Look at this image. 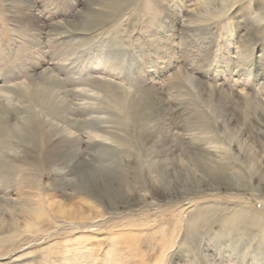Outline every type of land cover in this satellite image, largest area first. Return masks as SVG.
<instances>
[{"label": "rangeland", "instance_id": "1", "mask_svg": "<svg viewBox=\"0 0 264 264\" xmlns=\"http://www.w3.org/2000/svg\"><path fill=\"white\" fill-rule=\"evenodd\" d=\"M0 264H264V0H0Z\"/></svg>", "mask_w": 264, "mask_h": 264}, {"label": "bare ground", "instance_id": "2", "mask_svg": "<svg viewBox=\"0 0 264 264\" xmlns=\"http://www.w3.org/2000/svg\"><path fill=\"white\" fill-rule=\"evenodd\" d=\"M29 213H31V212L29 211Z\"/></svg>", "mask_w": 264, "mask_h": 264}]
</instances>
